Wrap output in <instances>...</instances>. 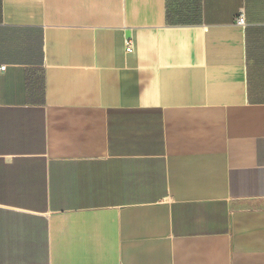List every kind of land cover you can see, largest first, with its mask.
Instances as JSON below:
<instances>
[{"label": "crops", "instance_id": "1", "mask_svg": "<svg viewBox=\"0 0 264 264\" xmlns=\"http://www.w3.org/2000/svg\"><path fill=\"white\" fill-rule=\"evenodd\" d=\"M0 264H264V0H0Z\"/></svg>", "mask_w": 264, "mask_h": 264}, {"label": "built area", "instance_id": "2", "mask_svg": "<svg viewBox=\"0 0 264 264\" xmlns=\"http://www.w3.org/2000/svg\"><path fill=\"white\" fill-rule=\"evenodd\" d=\"M237 22H238V24H240V25H245V23H246V18H245V14L244 13H241L239 16H238V18H237ZM127 46H128V50L130 51V50H132V43H131V41H129L128 42V44H127ZM5 67V66H4ZM4 67H2V68H4Z\"/></svg>", "mask_w": 264, "mask_h": 264}]
</instances>
